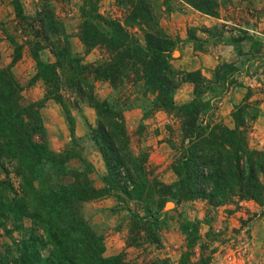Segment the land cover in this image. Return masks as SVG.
Instances as JSON below:
<instances>
[{
	"label": "trees",
	"instance_id": "16d2710c",
	"mask_svg": "<svg viewBox=\"0 0 264 264\" xmlns=\"http://www.w3.org/2000/svg\"><path fill=\"white\" fill-rule=\"evenodd\" d=\"M47 1L38 0V10L29 23L32 38L28 44L36 61L34 78L43 80L45 98L64 105L60 90L65 88L94 109L92 138L106 173L103 185L95 188L87 177L91 165L86 164L81 177L80 171L67 166L75 152H55L40 141L41 120L34 104L32 108L20 106L22 87L11 72V66L21 57V46H16L11 63L0 65V224L9 217H31L41 229L51 250L42 258L35 249L32 264H156L127 262L120 254L102 255V238L84 220L80 209L83 203L104 195L115 197L119 208L127 211L132 234L128 246L160 244V214L168 201L206 199L212 205H221L253 200L264 206V149L251 148L247 138L245 108L250 106V95L231 111L233 127L215 117V106L207 95H216L232 84L241 86L235 79L233 62L217 65L211 79L199 70L179 69L172 63L175 40L159 26L152 8L143 0H129L125 18V24L141 23L143 42L120 20L92 9L93 0H83L79 39L86 52L101 46L107 53L102 62L85 63L72 54L62 22ZM183 1L218 17L217 0ZM14 4L21 16L19 0ZM242 33L239 39L248 37L247 31ZM52 35L56 39H51ZM45 49H49L53 61L40 58ZM98 80L109 81L116 93L109 99H99L94 92ZM184 82L193 84V97L176 104L175 91ZM133 99L143 105L144 114L154 108L178 120L179 140H169L176 151L172 162L176 179L171 183L152 174L146 153L136 154L130 148L123 109L132 105ZM11 172L20 178L16 191L8 179ZM64 177L71 180L64 182ZM190 224L196 233L197 227ZM35 240L32 238V246ZM209 261L210 257L200 255L197 263Z\"/></svg>",
	"mask_w": 264,
	"mask_h": 264
},
{
	"label": "rangeland",
	"instance_id": "374dc122",
	"mask_svg": "<svg viewBox=\"0 0 264 264\" xmlns=\"http://www.w3.org/2000/svg\"><path fill=\"white\" fill-rule=\"evenodd\" d=\"M93 1L92 9L104 17L120 20L143 42L141 23L140 26L125 24L129 0ZM143 1L152 8L159 26L176 42L172 52L175 67L186 71L199 70L211 79L217 65L233 62L237 69L234 76L241 86L232 84L216 95H207L215 106V117L229 127L234 126L231 117L234 106L250 95V106L245 108L248 143L251 148L264 149V119L259 118L264 113V0H217L218 17L204 14L183 0ZM47 3L62 22L72 54L82 57L85 63L106 59L103 47L95 46L86 52L79 39L83 0H48ZM19 4L22 7L21 16L17 15L14 0H0V65H9L15 47L21 46V57L11 66L13 77L22 87L20 106L32 108L34 104L43 127L40 141L46 142L49 149L55 152L65 154L68 149L75 152L67 166L80 171L83 177L86 164L91 165L87 177L95 188H100L106 165L92 138L95 111L65 88L60 90L64 105L45 98L43 80L34 78L36 61L28 44L32 38L29 23H32V17L38 10V0H19ZM93 21L97 22L96 19ZM243 30L247 31L248 37L239 39ZM233 37L238 40L234 41ZM51 39L56 38L52 35ZM40 58L43 61L54 60L49 49L41 51ZM97 82H103L110 88L107 99L116 93L109 81ZM193 89L192 83H182L175 91L174 102L181 104L182 100L189 101L193 97ZM121 101L118 100L119 103ZM131 103L123 109L131 150L136 154H147V167L154 176L166 183L175 181L172 162L176 151L169 140H179L178 120L171 113L154 108H148L144 114L140 101L133 99ZM80 129L82 134H79ZM8 179L16 191L19 176L11 172ZM69 180L71 178L64 177V182ZM5 192L9 193V187ZM244 201H228L221 205H212L206 199L179 203L168 201L160 214V244L144 242L138 246L127 245L132 237L128 214L119 208L118 200L112 195L83 203L80 212L96 235L102 238V255L105 257L120 254L127 262L198 264L202 255L210 257L208 264H264V206L253 200L257 206ZM128 204L131 205L132 201ZM254 208L256 210H252ZM1 221V264H32L35 249L42 258L48 256L51 246L31 217H9ZM190 223L197 227L196 233L192 232ZM32 238L38 239L34 241V246Z\"/></svg>",
	"mask_w": 264,
	"mask_h": 264
},
{
	"label": "crops",
	"instance_id": "0c3cea01",
	"mask_svg": "<svg viewBox=\"0 0 264 264\" xmlns=\"http://www.w3.org/2000/svg\"><path fill=\"white\" fill-rule=\"evenodd\" d=\"M107 84H105V83H103V82H96V86H95V92H97L98 94H97V97L99 98V99H105V98H107L108 97V95H109V91H110V88L108 87L107 88ZM104 92L103 94H101V92ZM182 102H185V100H182ZM261 117V119L263 120L264 119V113H262L260 116H259V118ZM93 120V119H92ZM91 120V117H90V121H92ZM78 129H79V127H78ZM83 133V130L82 129H80L79 130V134H82ZM58 135H61V134H58ZM100 166H101V164H100ZM102 170H104V167H103V165H102ZM244 203L245 204H250L251 206H253L254 204L256 205V203H254L252 200H248V201H244ZM257 206V205H256ZM252 210H256L255 208L254 209H252Z\"/></svg>",
	"mask_w": 264,
	"mask_h": 264
}]
</instances>
